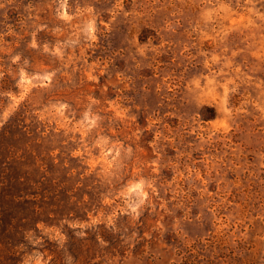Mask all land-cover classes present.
Returning <instances> with one entry per match:
<instances>
[{
	"label": "rangeland",
	"instance_id": "374dc122",
	"mask_svg": "<svg viewBox=\"0 0 264 264\" xmlns=\"http://www.w3.org/2000/svg\"><path fill=\"white\" fill-rule=\"evenodd\" d=\"M5 62L0 129L27 102L50 132L0 130V264H264V0H0ZM18 148L83 211L16 199Z\"/></svg>",
	"mask_w": 264,
	"mask_h": 264
},
{
	"label": "trees",
	"instance_id": "16d2710c",
	"mask_svg": "<svg viewBox=\"0 0 264 264\" xmlns=\"http://www.w3.org/2000/svg\"><path fill=\"white\" fill-rule=\"evenodd\" d=\"M15 42V41H14ZM13 42V43H14ZM11 45V44H10ZM4 56H7V54H4ZM32 62H30V65H34L35 62L43 61V58H30ZM55 62L52 63L51 68L52 70H56L57 68V60L53 58ZM47 63V62H42ZM49 64V63H48ZM0 67L3 68V70H0V72L3 73V76L0 79L1 83V91L2 92H12V88L6 84V81L8 78L11 80H14V75L16 74V69L11 65V67L6 64V62L1 65ZM27 72L32 73V70L27 68ZM10 89V90H8ZM59 88H52L51 91L54 95H64L59 92ZM40 108H32V105L27 104V102H22L21 106H19V109L15 112V115L13 116V120L11 123L9 121L4 124L3 129H0L3 133L9 134H15L16 130L21 132L22 134L28 135L29 138H27L24 141V145H34L35 143H38L39 140H43L46 138V135L50 132V129L47 124L44 123L43 119L38 115L34 110H39ZM42 125V126H41ZM43 127V128H42ZM57 127H55L56 129ZM49 129V130H48ZM35 142V143H34ZM36 145V144H35ZM14 147H12L13 149ZM20 148L15 152V155H11L10 157H7L6 160H3L5 163L3 166V170L1 171L2 175L5 176L8 174V178H6L9 182H11V186H13V183L20 184L23 187L19 189V193L15 195L16 199H25L26 201H30L33 203L32 208L35 209V211H39L41 208H39V201L42 203H46L50 205L51 208V201L54 200L56 197L59 196L60 189L63 188L62 184L65 182V179H58L59 177H49L50 170L52 169L51 166H55L57 164L66 165L67 162H65L66 158H63V161H55L58 157L55 156L52 158L51 161H49L47 158L52 155L53 151L49 150L47 151L46 148H40L39 150H35L34 148H29L27 150L32 160H34V165H36L37 168H40L43 171L42 176L40 179H34L27 177L26 175H20V173H16L15 175H12L9 171L12 170L14 167L11 165L10 160L15 159H24L26 158L25 154L20 155L17 154L19 152ZM50 168V170H49ZM84 175V174H82ZM1 176V177H3ZM85 176V175H84ZM4 182V180H3ZM83 184V181H81ZM43 184V185H42ZM43 186V187H42ZM88 186V185H87ZM65 197L62 198L65 203L74 202L75 207L71 209L70 213L73 215H76L79 211H83V197L86 195H89V193L85 192L83 193L82 198H77V194L73 193V190L67 189L64 193H62ZM74 200V201H73ZM79 205V206H78ZM39 206V207H38ZM49 214L52 212L50 209H48ZM80 214H77L75 218H78ZM43 221V220H39ZM37 221V222H39ZM36 222V223H37ZM99 234V232H97ZM112 244V243H111Z\"/></svg>",
	"mask_w": 264,
	"mask_h": 264
}]
</instances>
